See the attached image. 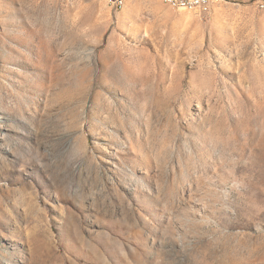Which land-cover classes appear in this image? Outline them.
Listing matches in <instances>:
<instances>
[{
    "label": "rangeland",
    "instance_id": "1",
    "mask_svg": "<svg viewBox=\"0 0 264 264\" xmlns=\"http://www.w3.org/2000/svg\"><path fill=\"white\" fill-rule=\"evenodd\" d=\"M0 0V264H264V6Z\"/></svg>",
    "mask_w": 264,
    "mask_h": 264
},
{
    "label": "built area",
    "instance_id": "2",
    "mask_svg": "<svg viewBox=\"0 0 264 264\" xmlns=\"http://www.w3.org/2000/svg\"><path fill=\"white\" fill-rule=\"evenodd\" d=\"M214 0H171L172 5H177L178 9L196 10L199 14L210 11ZM116 6L120 7V0H115ZM264 5V0H259L258 7Z\"/></svg>",
    "mask_w": 264,
    "mask_h": 264
},
{
    "label": "bare ground",
    "instance_id": "3",
    "mask_svg": "<svg viewBox=\"0 0 264 264\" xmlns=\"http://www.w3.org/2000/svg\"><path fill=\"white\" fill-rule=\"evenodd\" d=\"M166 1H167L172 7L178 8L177 5H172L171 0H166ZM220 1H222V0H214L213 2H220ZM120 3H122V0H120ZM261 6H264V5H261Z\"/></svg>",
    "mask_w": 264,
    "mask_h": 264
}]
</instances>
